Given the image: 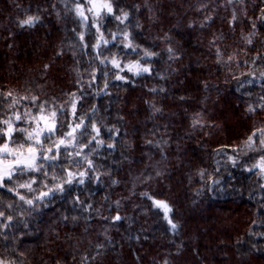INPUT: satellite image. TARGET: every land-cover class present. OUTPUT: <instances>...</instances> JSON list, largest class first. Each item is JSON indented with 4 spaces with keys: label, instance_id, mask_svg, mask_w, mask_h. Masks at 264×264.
Segmentation results:
<instances>
[{
    "label": "trees",
    "instance_id": "16d2710c",
    "mask_svg": "<svg viewBox=\"0 0 264 264\" xmlns=\"http://www.w3.org/2000/svg\"><path fill=\"white\" fill-rule=\"evenodd\" d=\"M115 2L126 9L139 6L132 15L141 27L133 31L137 43L160 53L153 58V72L127 74L128 82L110 78L108 94L103 79L87 89L79 111L91 117L96 108L93 119L103 126L105 140L89 157L93 178L74 183L30 213H15L13 226L0 228V259L15 264H264V189L256 176L217 155L232 154L223 146L241 144L252 125L264 121V82L241 76L264 71L259 60L251 63L257 51L264 54L259 20L264 0ZM71 7L72 0H0V94L12 90L23 96L30 90L41 99H55L57 106L69 93L79 95L94 53L80 46L72 31L80 29ZM26 14L39 15L40 21L22 28L18 21ZM252 23L258 27L247 45L242 35L253 31ZM105 27L115 31L117 22ZM85 32V40L94 42L95 30ZM169 46L178 58H168ZM217 48L225 59L239 52L236 59L248 65L219 64ZM249 105L260 114L249 113ZM197 113L203 126L192 124ZM67 120H72L70 111ZM246 159L241 154L240 160ZM81 166L87 167L83 161ZM200 170L206 172L203 180ZM208 173L221 183L206 187ZM0 198L10 199L3 190ZM153 200L169 204L175 230ZM117 215L121 219L114 220Z\"/></svg>",
    "mask_w": 264,
    "mask_h": 264
},
{
    "label": "snow or ice",
    "instance_id": "6c2138e0",
    "mask_svg": "<svg viewBox=\"0 0 264 264\" xmlns=\"http://www.w3.org/2000/svg\"><path fill=\"white\" fill-rule=\"evenodd\" d=\"M228 2L232 3L233 0ZM138 7L133 5L126 9L115 0H72V7L68 8V11L73 13L80 29L77 31L73 28L72 31L76 33L80 46L84 49L90 47L91 53H94L89 62L91 71L88 83L80 84L77 88L79 95L76 92L69 93V99L57 106L55 99H41L39 94L30 90L23 96L14 94L12 90L0 94V105L4 108V111L0 113V190L10 197L8 200L0 198V228L12 227L15 213L18 212L20 215L25 212L30 213L38 205L50 202L49 198L56 193L63 194L74 183L83 185L86 179L93 178L90 173L95 171V165L89 157L104 145L105 140L102 136L103 126L93 119L96 108L94 106L91 108V117L87 112L79 111L83 108L82 101L87 89L103 79V88L105 94H108L106 90L110 86V78L128 82L127 74L134 77L151 75L153 58L160 56V53L152 48L144 47L136 42L137 37L133 29L140 28L141 25L138 21L133 23L132 9ZM261 12L259 20L261 24H264V9ZM205 19L210 20L211 17H205ZM236 20L237 16L234 12L233 26ZM39 21V15L26 14L18 21V25L22 28H32ZM111 21L117 22L115 31H109L105 27V24ZM121 25L123 27H120ZM257 27L256 23H252L253 31H250L247 36L242 35L245 44H253L252 37L256 34ZM92 29L95 30L94 42H88L85 40V30ZM113 48L117 51H111ZM105 51L108 52L107 55ZM166 51L170 60L178 58L173 47L169 46ZM225 55L221 49L217 48V62L223 66L231 67L235 63L236 67L240 68L242 64L247 66L249 63L248 60L241 62L236 59L239 52L227 54V59L224 58ZM124 56H135L136 59L124 60ZM257 60L264 65V54L257 51V56L251 63L255 64ZM44 67L47 69L49 65ZM241 76L249 78V81L259 78L264 82V71H259L258 77L254 70L242 71ZM233 79L238 78L233 75ZM244 82L240 81L241 84ZM261 100H264V96ZM65 104L68 108H65ZM260 110L264 111V104L260 105ZM69 111L71 121L67 120ZM247 111L255 115L260 114L251 105ZM62 115L65 117L64 121L60 119ZM199 117L200 114L197 113L192 121L194 127L203 126ZM108 131L111 132L112 129ZM108 147L112 148L114 145L109 143ZM223 147L231 148L232 154L217 152V155L227 156L233 168L241 167L245 172L256 176L257 183L260 184L261 189H264V183H262L264 182V121H261L259 125L254 123L241 144ZM86 148L89 149L88 152L84 151ZM241 154L247 159L241 161ZM81 161L86 163V168H82ZM58 168L59 171H57ZM216 171L219 172V168ZM199 175L203 180L206 175L205 170H200ZM207 177L206 187L209 189L221 183L220 179L211 173H208ZM95 178L98 179V177ZM76 201L79 202V197H76ZM153 204L164 211L165 219L175 230L177 225L168 215L171 211L169 204L163 200H153ZM113 219L119 220L121 217L117 215ZM0 264H15V262L0 259Z\"/></svg>",
    "mask_w": 264,
    "mask_h": 264
},
{
    "label": "rangeland",
    "instance_id": "374dc122",
    "mask_svg": "<svg viewBox=\"0 0 264 264\" xmlns=\"http://www.w3.org/2000/svg\"><path fill=\"white\" fill-rule=\"evenodd\" d=\"M231 120H232V119H229L228 123H230V122H231ZM263 183H264V182H263Z\"/></svg>",
    "mask_w": 264,
    "mask_h": 264
}]
</instances>
